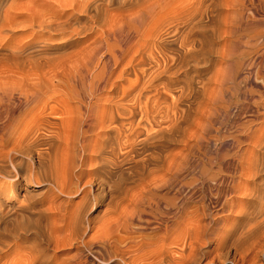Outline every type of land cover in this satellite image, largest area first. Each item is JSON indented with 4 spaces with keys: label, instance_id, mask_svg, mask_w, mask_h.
<instances>
[{
    "label": "bare ground",
    "instance_id": "1",
    "mask_svg": "<svg viewBox=\"0 0 264 264\" xmlns=\"http://www.w3.org/2000/svg\"><path fill=\"white\" fill-rule=\"evenodd\" d=\"M26 1L0 0V260L16 257L3 264H50L46 246L86 243L88 209L117 185L103 177L144 163L162 174L154 168L159 177L152 173L130 200V219L145 217L151 234L162 233L157 243L169 239L148 241L137 264H196L210 254L212 264H244L245 245L264 227V207L249 210L264 192V18L255 17H264V0ZM240 45L248 53L235 55ZM251 52L245 80L260 89L244 106L254 115L223 133L212 126L227 105L217 102L224 69L236 57L237 73ZM253 64L262 83L252 79ZM221 139L230 143L227 160L202 161V143ZM166 141L180 148H163ZM69 195L80 198L73 207Z\"/></svg>",
    "mask_w": 264,
    "mask_h": 264
},
{
    "label": "rangeland",
    "instance_id": "2",
    "mask_svg": "<svg viewBox=\"0 0 264 264\" xmlns=\"http://www.w3.org/2000/svg\"><path fill=\"white\" fill-rule=\"evenodd\" d=\"M22 1H26V0H20V2H22ZM30 1H32V0H30ZM27 3H28V1H26ZM32 8H33V5H32ZM258 13L259 14H256L255 13V17H256V19H257V17H259L258 18V20H260L261 18H264L262 15V13L261 12H259L258 11ZM254 12H252L251 10H247L246 12H245V17L248 15V16H250L252 19L254 18ZM258 15H260V16H258ZM261 17V18H260ZM255 19V18H254ZM255 19V20H256ZM1 30V29H0ZM16 31H18L19 30V28H16L15 29ZM32 30V29H31ZM31 30H29V32H32ZM36 30V29H35ZM35 30H33V32L35 31ZM53 31V30H52ZM28 32V33H29ZM32 32V33H33ZM46 31H44L43 33H44V35H49L51 32L50 31H47L46 33H45ZM54 32V31H53ZM52 32V33H53ZM245 32H247V31H245ZM7 34V31L4 29H2V32L0 31V37L2 38H0V40L1 41H3V37H5V34ZM22 33V34H21ZM26 33L27 32H19V34L20 35H26ZM51 33V34H52ZM56 33V32H55ZM55 33H53V34H55ZM57 33H59V32H57ZM4 34V35H3ZM3 35V36H2ZM6 38V37H5ZM243 38H244V40H243ZM242 39H241V41L243 42V43H245V39L247 40V36H245V37H243ZM56 40V39H55ZM50 40V42L51 41H53V43H57V41H59V40ZM241 50H246V52L248 53V48L247 47H245L244 45H240L238 48H236L235 49V55H240V51ZM245 54L244 56H242L243 58H242V60H243V62H247V64L248 65H246L245 63H243V64H245V66H243V64H241V67L238 69V71H237V73H235V66H234V63L232 62V61H234V59H236V57L234 58V59H232V61L230 62H228V63H231V64H227L225 67V69H224V73L226 74V76H225V85H224V88H223V91H224V94L225 95H227V97L222 93L223 91H221V93H220V95H221V97H220V95H219V93L217 94L218 95V99H217V102H218V104H221V105H223V104H227L226 105V107H224L223 109H220V110H218L216 113H214L213 111H209V109H210V106H208V107H205L204 108V111H208L209 113L210 112H212V113H214V118H213V121H215V123L213 122V128H215V127H220L221 128V131H223V133H224V131H232V130H234L235 129V126L234 125H236L235 123H238V122H245V121H248V120H250L252 117H253V113H252V111L247 107V106H244V105H247L248 103H250V102H253V101H256L257 100V91H259V87L257 86V85H255L253 82L251 83V81L249 80V81H246L247 79H248V76H249V74H248V69L247 68H249V64L251 63V61L253 62L254 60L253 59H255L256 57H254V56H257V54L256 53H253L252 54V52L251 53H249V55L248 54ZM251 54V55H250ZM252 57H253V59H252ZM248 59H250V60H248ZM244 60H246V61H244ZM214 61V60H213ZM248 62H250V63H248ZM254 65H256V64H253V65H251V69H252V72H255V73H253L252 75H256V68H257V66H254ZM224 65H222V67H223ZM213 67V66H212ZM217 67H219V65H216V63H215V65H214V67L213 68H211V69H213V70H215ZM221 66H220V68H222ZM256 67V68H255ZM227 68H228V70H227ZM243 68V69H242ZM219 69V68H218ZM230 69V70H229ZM213 70L211 71L210 70V74H212L213 73ZM241 70V71H240ZM255 70V71H254ZM226 71V72H225ZM232 71V72H231ZM243 71V72H242ZM241 72V73H240ZM240 73V74H239ZM224 74V75H225ZM228 74H230L229 75V77H228ZM231 74H232V76H231ZM236 74V75H235ZM239 74V75H238ZM247 74V75H246ZM237 75H238V77H237ZM252 76V79L253 78H256L257 76L259 77H257L256 79H255V81H257L258 83H262V76L260 75V74H257V76ZM233 76H236L235 78L233 77ZM246 76V77H245ZM236 78H237V80H236ZM246 79V80H245ZM229 80V81H228ZM254 80V79H253ZM234 82V83H233ZM238 84V85H237ZM252 84V85H251ZM253 88V89H252ZM240 89V90H239ZM246 89V90H245ZM238 90V91H237ZM237 91V92H236ZM240 91V92H239ZM242 91V92H241ZM254 91H256V92H254ZM226 92V93H225ZM250 92V93H249ZM252 93V94H251ZM238 94V95H237ZM234 95V96H233ZM243 97V98H242ZM247 100H246V99ZM223 99V100H222ZM242 100V102H244V103H242L241 104V101L240 100ZM252 101H251V100ZM246 100V101H245ZM223 101V102H222ZM225 101H227V102H225ZM248 101V102H247ZM225 102V103H224ZM218 104H217V106H218ZM229 105V106H228ZM231 106V107H230ZM238 106V107H237ZM244 106V107H243ZM239 108H240V110H239ZM241 108H242V111H241ZM227 109L229 110V112L231 113V115H230V113L229 112H227ZM249 109V110H248ZM244 110H246V111H244ZM262 110V109H261ZM241 111V112H240ZM263 111V110H262ZM207 112V113H208ZM238 112V113H237ZM208 113V114H209ZM218 113V114H217ZM237 113V114H236ZM215 114H216V116H215ZM219 116V117H218ZM222 116V117H221ZM226 116H229V119H227L228 117H226ZM224 117H225V119H224ZM216 118H218V119H216ZM224 120H223V119ZM261 119V118H260ZM259 119V120H260ZM226 120V121H225ZM228 120V121H227ZM218 121V122H217ZM230 121V122H229ZM223 122V123H222ZM225 123V124H224ZM228 123V124H227ZM222 124V125H221ZM224 124V125H223ZM260 125V123H258V126ZM225 126V127H224ZM227 127V128H226ZM246 140V139H245ZM244 140V141H245ZM214 141V142H213ZM248 141V142H247ZM225 142V143H224ZM222 141V139L219 141V140H211V141H209V142H203L202 143V146H204L203 148H201V150H203V151H201V153H199V157H200V159L202 160V161H208V162H210L211 161V163H219V161L220 160H222V156L224 155V153H226V151H228V150H231V148H230V143L229 142H227L226 143V140L225 141ZM166 143V144H165ZM169 143V144H168ZM244 143H246L245 144V147H247V143H249V139H247L246 140V142H244ZM177 144V145H176ZM170 145V146H169ZM229 145V146H228ZM179 146V142L178 141H166V142H164V147L163 148H170V149H175V150H177V149H179L180 148V146ZM226 146V147H225ZM219 148H220V150L222 151H220L219 150ZM206 151H205V150ZM158 149H156V151H157ZM225 150V151H224ZM76 152H78V151H76ZM205 154H204V153ZM214 152H215V154H214ZM207 153V154H206ZM212 153V154H211ZM219 153L221 154V155H219ZM213 154H214V156H213ZM204 155V156H203ZM206 155H208V156H206ZM219 155V156H218ZM202 156V157H201ZM220 158H218V157ZM209 157V158H208ZM218 159H217V158ZM209 160H208V159ZM227 157H225V159H224V161L225 160H227L226 159ZM207 159V160H206ZM218 160V161H217ZM263 163H264V157H263ZM152 163H154L153 161H151ZM221 162V161H220ZM263 163H262V165H263ZM137 166V167H136ZM136 166H134V168H132V171L133 172H131V169L129 170L130 172H127L126 174H124V172L123 173H121V174H113V176H115V177H113V176H109L108 174L105 176V177H103V178H106V184H107V187L109 186V185H111V184H113L112 182L113 181H115L116 182V184L117 185H112L113 187H115L114 189H113V187H109L108 189L109 190H107L106 189V192L104 193L103 192V194H106V195H100V197H103V198H100V197H98V200H99V202H101V204H99V206L95 209V203L93 204L94 206H92V208L90 207L88 210V213H89V217L91 218V220H92V227H91V229L92 230H90V228H87L86 229V232H85V234H84V240L86 241V243H83V242H73L71 245L70 244H67L66 242H65V244L62 242V243H59V244H50V245H48V247L46 246V254H47V259L49 260V262H50V264H75V263H77V264H126L125 263V261L127 262V264H137V262L139 261V257H141V255H142V257H143V255L146 253V246H147V244L149 243L148 241H150V242H152V240L154 241V243L155 244H157L158 245V243H157V241L155 240V239H161V236H162V233H161V235H160V232H158V233H154V234H151V229H150V227L148 228V226L146 225V223H144L145 221H146V218L144 217H139L138 219L137 218H135V219H130V200L133 198V197H136L137 196V194L140 192V190H141V187H144V188H146L145 186V184L147 183V186H148V183H150L151 182V179H150V177H152V179H155V178H153L154 177V175L153 176H151V174L152 173H154V171L156 170V168H157V170L155 171L156 173H159V175L160 174H162V173H160V172H157V171H160V169L161 168H159V167H154L155 168V170H154V168H153V166L151 165V164H149V163H144V164H138V165H136ZM137 169H136V168ZM158 168H159V170H158ZM264 168V167H263ZM135 169V170H134ZM144 169V170H143ZM141 170V171H140ZM151 170H153L152 172H150ZM149 172H150V174H149ZM264 172V171H263ZM263 172H261V176H260V178H262V180L260 179V181L258 182V183H260L262 186H264L263 184H264V173ZM132 173V174H131ZM156 173H154L155 174V176H157L158 174H156ZM129 174V175H128ZM118 176V177H117ZM131 176V177H130ZM114 178V180H112V179H110V178ZM117 177V178H116ZM148 177V178H147ZM157 177H159V176H157ZM85 178V179H84ZM86 178L88 179L89 177L87 176V174H84L83 175V177H82V181L84 180V181H86ZM116 178V179H115ZM148 179L150 180V182L148 181ZM157 179H159V178H157ZM110 180L112 181V182H110ZM118 181V183H117V181ZM109 181V182H108ZM119 182H122L121 184L122 185H120V183ZM153 182H154V180L152 181V183H151V185L153 184ZM124 184V185H123ZM32 186H33V188L34 189H32L33 190V193H38V189H36L38 186H36L35 184H32ZM123 187V188H122ZM143 188V189H144ZM262 188V187H261ZM142 189V190H143ZM122 191V192H121ZM126 191V192H125ZM262 191V192H261ZM111 192V194L112 195H110L109 193ZM117 192H120L119 193V196H118V193ZM260 192L261 193H263V194H260V197L258 198L259 199V201L258 202H255V203H258L257 205L254 203V204H252V206H250L249 207V210H251V211H253L254 213L257 211V210H261V208L262 207H264V206H260L261 204H262V202H264V196H262V195H264V192H263V189H260ZM117 193V194H116ZM110 195V196H109ZM120 195H121V198H120ZM113 196V197H112ZM20 197V198H19ZM106 197V198H105ZM110 198V201H109V198ZM118 197V198H117ZM18 198L19 199H17V201L18 200H20L21 199V195L19 194V196H18ZM69 198H71V202L70 203H68V205H69V207H73L74 205H75V203L76 202H78L79 200H80V198H79V196H70L69 195ZM100 199H102V200H100ZM117 199V200H116ZM12 200H14V199H12ZM64 201V200H67V198L66 197H61V199L59 198V199H57V202H59V201ZM107 200V201H106ZM119 200H120V204H117V203H119ZM109 201V202H108ZM112 201V202H111ZM107 202V203H106ZM114 202V203H113ZM113 207H111L109 204ZM112 203V204H111ZM71 204V205H70ZM109 205L112 209H109L110 207L108 206V208L106 209V205ZM113 204H115V205H113ZM118 206H117V205ZM67 205V206H68ZM129 206V207H128ZM100 207V208H99ZM103 207V208H102ZM118 207V208H117ZM258 207V208H257ZM105 208V209H104ZM115 208H116V211H115ZM91 209V210H90ZM129 209V210H128ZM103 210H110V212H111V215L109 214V212L107 211L106 213H105V211H103ZM263 210H264V208H263ZM118 211V212H117ZM97 212V213H96ZM114 212V213H113ZM117 213V214H116ZM121 215H120V214ZM126 215V217H125V215ZM107 214H109L110 216H108ZM98 215V216H97ZM101 215L103 216V215H107L108 217H107V219H105L106 217L105 216H103L104 217V219H102V221H103V223H108V221H110V224L111 225H113V224H116V225H113L112 227H109L110 229L108 230L107 228H108V224L106 225V224H103L102 223V221H101V219H100V217H101ZM116 215H117V217H116ZM124 215V216H123ZM111 216H113V217H111ZM118 216H119V218H118ZM111 217V218H110ZM116 217V220L114 219ZM120 217H122V218H120ZM102 218V217H101ZM108 218H110V219H108ZM124 218H127L128 219V223H129V227H126V228H124L123 226H122V219H124ZM96 219V220H95ZM111 219H113V220H111ZM119 219H120V221H119ZM107 220V222H105ZM97 223H96V222ZM136 221V222H135ZM115 222V223H114ZM118 222V223H117ZM142 222V223H141ZM136 223H138V224H136ZM42 224H43V222H42ZM99 224V225H98ZM121 224V225H120ZM110 225V226H111ZM120 225V226H119ZM94 226H95V229L97 228V231H95L94 230ZM97 226H99V227H97ZM117 226V227H116ZM120 227V228H119ZM147 227V228H146ZM99 228V229H98ZM100 228H101V230H100ZM263 228L264 227H262L260 230H261V232L259 231L258 233L260 234V235H263L264 236V230H263ZM94 230V231H93ZM263 230V231H262ZM115 231V232H114ZM100 232H105V235H106V237L108 238L109 236H111L112 235V233H113V235L111 236V237H109V239H107V244H105V243H97V237H96V235L98 234V233H100ZM111 232V233H110ZM108 233V234H107ZM109 233H110V235H109ZM262 233V234H261ZM150 235H154V237H157L158 236V238H150ZM160 235V236H159ZM254 235H258L257 234V232L254 234ZM94 236V237H93ZM263 236H260V238L258 239L257 237H259V235L258 236H256V238L253 236L252 238H251V240L252 241H254V242H251V241H249V243L247 244V245H245V247L244 248H248V247H251L252 249H249V251H248V253H247V255L245 254V263L244 264H250L252 261H254L255 259L257 260L258 259V262H262L263 264H264V237ZM92 237V238H91ZM91 239H93V240H95V241H93V240H91ZM168 237H166V239H165V241H166V243L168 242ZM254 239V240H253ZM256 239V240H255ZM111 240V241H110ZM258 240V241H257ZM159 241H161V240H159ZM163 242V244L165 243V241L164 240H162ZM88 242H90V243H88ZM110 244H109V243ZM97 243V244H96ZM145 243V244H144ZM162 243H159V244H162ZM213 240L212 241H210V246H209V248L208 249H211V247L213 246ZM252 243H255V244H252ZM95 244V245H94ZM111 244H113V245H111ZM260 244V245H259ZM100 245H102V246H100ZM250 245V246H249ZM173 247H172V251L173 250H178L177 248H175V244L174 245H172ZM253 246V247H252ZM259 246V247H258ZM55 247V248H54ZM177 247V246H176ZM108 248V250H106ZM148 248V247H147ZM261 249V250H260ZM48 250V251H47ZM97 250V251H96ZM94 251V252H93ZM100 251V252H99ZM102 251V252H101ZM49 252V253H48ZM98 254V257L101 255V257L100 258H98V257H96L97 255H94V254ZM144 253V254H143ZM255 254H257V255H255ZM14 255V253H11L10 254V257H11V259H13V258H16L15 256H13ZM120 255V256H119ZM231 255V256H230ZM228 254V257H232V253L231 254ZM103 256V257H102ZM214 256V254H210L207 258H202V259H199V260H197V263L196 264H212V263H210L211 261H208V260H211L212 258L211 257H213ZM252 256V257H251ZM255 256H256V258H255ZM9 256L8 257H5V258H2L1 260H0V264H3V261H7V262H9V258H10ZM73 257V258H72ZM121 257H122V259H121ZM7 258H8V260H7ZM211 258V259H210ZM10 259V260H11ZM51 259V260H50ZM250 259V260H249ZM254 259V260H253ZM134 262H133V261ZM138 260V261H137ZM124 261V262H123ZM132 261V262H131ZM207 261V262H206ZM226 261V262H225ZM231 261L229 260V259H227V260H223V263H221V264H231L230 263ZM139 263V262H138Z\"/></svg>",
    "mask_w": 264,
    "mask_h": 264
}]
</instances>
